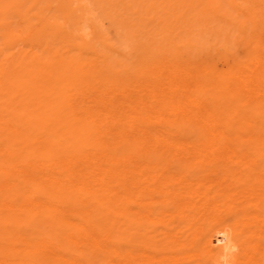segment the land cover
<instances>
[{"label":"rangeland","instance_id":"1","mask_svg":"<svg viewBox=\"0 0 264 264\" xmlns=\"http://www.w3.org/2000/svg\"><path fill=\"white\" fill-rule=\"evenodd\" d=\"M20 1L0 0V106L26 119L51 97L62 126L86 122L109 170L108 189L87 195L108 214L104 248L83 246L81 262L264 264V0ZM100 98V119L84 120L80 103ZM133 157L145 190L114 171ZM217 232L232 253H205Z\"/></svg>","mask_w":264,"mask_h":264},{"label":"bare ground","instance_id":"2","mask_svg":"<svg viewBox=\"0 0 264 264\" xmlns=\"http://www.w3.org/2000/svg\"><path fill=\"white\" fill-rule=\"evenodd\" d=\"M15 3L13 5L17 4ZM27 7L29 8L28 5ZM51 99L46 97V105H43L42 113L39 112L41 109H35L33 114L27 113L32 116L26 119L24 109L19 106L12 118H9L3 106H0V264H83L81 262L83 246L93 250L104 248L103 233L105 234L106 228L110 227L105 220L108 214L98 210L95 202L87 195L96 189H108L109 184L104 181V176L109 170L98 164L96 155L89 149L86 122L80 127L73 122L62 126L59 119H55L58 118L54 115L55 101ZM102 102L101 98L92 101L94 107L80 103V108L83 109L82 118L86 120V116L94 113L100 119L102 114L95 109ZM48 114H52V118ZM133 139H139L138 142L142 146L149 142L147 138L138 136ZM118 161L120 163H114V171H118L124 189L127 186H135L138 190L148 188L147 179L145 180L144 177L149 168L141 162L143 159L133 157ZM98 172L99 175L96 174ZM95 178H98V183ZM179 196L181 202L186 197V195ZM86 198H89L87 202ZM121 199L117 202H121L123 200ZM83 201L84 203H81ZM20 211L24 212V218L18 217ZM6 223H13L12 230L7 229ZM110 231H113L112 226ZM119 236L124 244H128L125 230L119 232ZM110 237L112 239L111 234L107 237L108 240ZM213 246H220L225 253H232L236 249L226 232H217L213 240L205 238L203 247L207 255H213ZM113 253H116L120 260L124 256L127 258L129 254L126 247L124 253L122 252L123 256L121 253Z\"/></svg>","mask_w":264,"mask_h":264}]
</instances>
